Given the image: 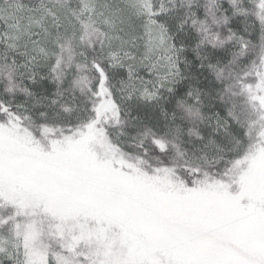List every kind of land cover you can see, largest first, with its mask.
<instances>
[{"label":"snow or ice","instance_id":"snow-or-ice-1","mask_svg":"<svg viewBox=\"0 0 264 264\" xmlns=\"http://www.w3.org/2000/svg\"><path fill=\"white\" fill-rule=\"evenodd\" d=\"M0 264H264V0H0Z\"/></svg>","mask_w":264,"mask_h":264}]
</instances>
